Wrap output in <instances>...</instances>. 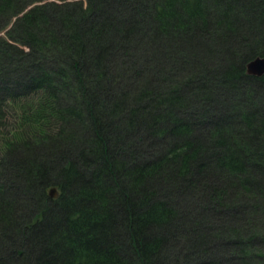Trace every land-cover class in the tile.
I'll use <instances>...</instances> for the list:
<instances>
[{
	"label": "trees",
	"instance_id": "obj_1",
	"mask_svg": "<svg viewBox=\"0 0 264 264\" xmlns=\"http://www.w3.org/2000/svg\"><path fill=\"white\" fill-rule=\"evenodd\" d=\"M256 56L264 0H0V264H264Z\"/></svg>",
	"mask_w": 264,
	"mask_h": 264
},
{
	"label": "water",
	"instance_id": "obj_2",
	"mask_svg": "<svg viewBox=\"0 0 264 264\" xmlns=\"http://www.w3.org/2000/svg\"><path fill=\"white\" fill-rule=\"evenodd\" d=\"M246 71L248 74L261 75L264 73V57H255L246 63ZM50 197L57 196V189L55 186H51L48 189Z\"/></svg>",
	"mask_w": 264,
	"mask_h": 264
},
{
	"label": "rangeland",
	"instance_id": "obj_3",
	"mask_svg": "<svg viewBox=\"0 0 264 264\" xmlns=\"http://www.w3.org/2000/svg\"><path fill=\"white\" fill-rule=\"evenodd\" d=\"M10 117L11 116H8V120L6 121V123L9 124V125H10V122H13L15 120V119H12V118L10 119Z\"/></svg>",
	"mask_w": 264,
	"mask_h": 264
}]
</instances>
